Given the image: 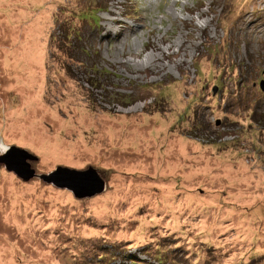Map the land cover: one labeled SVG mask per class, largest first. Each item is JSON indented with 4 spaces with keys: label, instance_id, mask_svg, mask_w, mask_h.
<instances>
[{
    "label": "rangeland",
    "instance_id": "rangeland-1",
    "mask_svg": "<svg viewBox=\"0 0 264 264\" xmlns=\"http://www.w3.org/2000/svg\"><path fill=\"white\" fill-rule=\"evenodd\" d=\"M261 80L264 0H0V151L105 183L0 166V264H264Z\"/></svg>",
    "mask_w": 264,
    "mask_h": 264
},
{
    "label": "water",
    "instance_id": "water-1",
    "mask_svg": "<svg viewBox=\"0 0 264 264\" xmlns=\"http://www.w3.org/2000/svg\"><path fill=\"white\" fill-rule=\"evenodd\" d=\"M259 85L264 92V81L261 80ZM37 158L26 149L13 145L0 151V166L17 175L24 182L38 175L47 184L51 183L59 189H67L77 199L95 196L105 189L104 180L92 167L77 170L60 166L48 174L36 175L30 162L36 161Z\"/></svg>",
    "mask_w": 264,
    "mask_h": 264
},
{
    "label": "trees",
    "instance_id": "trees-1",
    "mask_svg": "<svg viewBox=\"0 0 264 264\" xmlns=\"http://www.w3.org/2000/svg\"><path fill=\"white\" fill-rule=\"evenodd\" d=\"M158 256H159V255H158ZM130 262H131V263H133V261H132V260H130Z\"/></svg>",
    "mask_w": 264,
    "mask_h": 264
},
{
    "label": "bare ground",
    "instance_id": "bare-ground-1",
    "mask_svg": "<svg viewBox=\"0 0 264 264\" xmlns=\"http://www.w3.org/2000/svg\"><path fill=\"white\" fill-rule=\"evenodd\" d=\"M4 148V147H3Z\"/></svg>",
    "mask_w": 264,
    "mask_h": 264
}]
</instances>
